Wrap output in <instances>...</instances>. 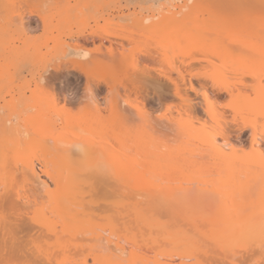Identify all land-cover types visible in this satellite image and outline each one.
<instances>
[{"label":"bare ground","instance_id":"obj_1","mask_svg":"<svg viewBox=\"0 0 264 264\" xmlns=\"http://www.w3.org/2000/svg\"><path fill=\"white\" fill-rule=\"evenodd\" d=\"M256 4L260 6V16L251 24L250 32L253 34H250L253 38L243 37L252 39V42L243 41L244 45H250H246L245 51L253 56L252 61L250 59L249 62L248 58L251 57L247 53L248 60L246 57L245 60L241 59L244 63L248 61L249 66L254 65L248 67L246 75L249 76L244 74L243 77L241 74V77L228 80L225 75H211V87L220 94L230 95L232 101L239 98L236 91L239 92L241 88H251L257 95L263 93L260 94L261 101L264 98V0H256ZM185 7L189 8L187 4L181 8ZM185 13L184 16L187 15ZM186 19L194 22L188 15ZM245 23L250 25L251 22ZM111 36L129 42V37L94 31L87 35L79 34L77 38L93 43L98 39L102 44L100 46L109 41L112 45L116 43L124 47V43L113 42ZM247 47L251 48L246 50ZM237 58L241 64L243 61ZM167 62V69L183 79L182 69L172 66L169 59ZM162 77L177 87L170 74H163ZM248 77L262 78L263 82L254 81L255 85L247 80ZM46 78L45 82H34V86L31 83L9 82L0 87V103L4 102V105H0V261L26 260L30 264H56L62 262V252L72 250L70 254L81 256V250L76 251L84 248L81 240L85 238L92 244L88 245L87 252L82 249L84 264L89 259L96 264H104L111 256L109 247L116 231L136 228L149 230L151 236L155 234L153 230H160L165 235L187 234L184 235L187 238L194 230L197 235L206 236L214 242L213 250L210 248L212 251L206 252L208 261L196 259V262L190 263L197 251L196 243L192 247L191 242H186L188 245L184 246L179 242L182 248H179V243L174 245L176 249L172 254L166 251L169 257L161 250L160 253H165V256H159L166 259L162 262L157 257L158 261L152 264H233V261L237 264H251L252 261L259 264L260 235L264 229V145H260L264 143V121L260 125L253 123L248 126L251 129L250 151L242 154L226 135V122L222 124L223 114L219 113L204 91L203 110L216 125L199 122L201 126H194L195 120L188 117L181 124V132L187 137L186 145L184 142L185 146L181 145L183 149H179L180 146L174 148L177 152L170 147L163 151L151 140L135 138L131 145L123 147L131 152L122 150L121 153L128 158V163H125L126 166L121 163L122 169L117 170L114 163H106L115 151V142L120 138L116 133V119L112 118L116 113L115 89L108 82L96 87L87 84V95L83 98L92 103L93 111L75 117L70 110L66 111L71 100L68 102L66 99L60 105L55 82H48ZM188 83V89L194 90L192 81ZM104 92L106 108L102 107L98 96ZM241 99L248 100V97ZM237 100L230 106L234 113L253 109L256 118L260 115L264 118V101L256 108L253 101L250 104ZM233 120L236 122V116ZM181 152L188 156L178 159ZM96 155L105 158L106 162L101 157L103 164L97 161L94 168L76 163ZM140 155L145 157L144 163L136 161L135 158ZM106 164L108 167H105ZM175 171L185 174V179L182 177L185 181L181 180L183 185L187 181L192 185L182 188L178 184L179 187H174L178 183ZM5 213L9 214L7 222L3 219ZM172 229L174 232L170 231ZM189 229L192 230L190 233ZM174 241L177 242L175 238ZM73 249H76V254H73ZM132 253L135 254L132 251L129 257ZM53 255L58 261L52 260ZM149 256L141 258L139 263L151 264L150 260L143 261ZM58 257H61V261ZM116 259H120V256ZM116 259L112 260L113 264L122 263V258L119 260L121 262ZM64 261L62 263L66 264L68 260Z\"/></svg>","mask_w":264,"mask_h":264},{"label":"rangeland","instance_id":"obj_2","mask_svg":"<svg viewBox=\"0 0 264 264\" xmlns=\"http://www.w3.org/2000/svg\"><path fill=\"white\" fill-rule=\"evenodd\" d=\"M185 4L188 5V9L181 8ZM184 9L189 14L185 13ZM184 13L194 22L187 20ZM258 16L260 6L256 4V0H0V87L9 82L31 83L34 86V82H45V78L50 77L46 79H49L48 82H55L56 92L61 99L60 105L64 104L66 99L68 102L70 99L71 104H67L66 111L70 110L73 116L81 117L93 111L92 103L83 98L87 84L96 87L97 84L104 85V82H108L115 89L113 100L116 113L112 118L116 119H114L116 133L120 138L115 142V151L107 162L100 155L76 162L80 166L87 164L84 166L86 168H94L97 161L103 164L100 161L102 157L106 163H114L115 168L117 165V170L122 169V164L128 163V158L121 155L122 150L125 153L131 152L124 150L123 147L131 145L135 138L151 140L161 146L163 151L168 150V147L178 149L180 146L179 149H183L181 145H184L187 137L185 138L186 135L181 132L183 131L181 124L188 117L191 116L193 121L195 120L194 123L198 121L196 125L193 123L194 126L200 125L199 122L210 126L215 124L203 110L204 91L208 93L219 113L223 114L222 124L226 122V135L231 143L237 146L242 154H247L250 151L251 136V129L248 126L253 123L260 125L264 118L260 114L256 118L253 109L242 110L236 114L230 106L238 99L237 101L241 103L253 101L258 108L259 103L264 101V98L261 101L263 93L257 95L251 88H241L239 92L236 91L239 98L232 101L230 95L220 94L211 87V75H225L228 80H233L235 76L241 77V74L244 77L249 68L254 66L253 64L249 66L248 61H245L246 63L243 61L245 57L246 59L251 57L248 58L250 62L253 57L249 51H245L247 44H243L250 39L243 37L253 38L250 28ZM246 21L251 22L250 25L247 24L248 27ZM93 31L129 37V42H126L127 38L123 42L122 38L111 36L113 42L124 43V47L116 43L112 45L109 41L100 46L101 41L98 39L93 43L83 42V39L77 38L79 34L87 35ZM250 48L247 47L246 50ZM245 53L250 56L247 57ZM237 56L240 60L243 58L241 64L240 61L237 62ZM168 59L172 66L176 65L182 69L183 79L167 69ZM163 74H170L177 82V87L162 77ZM262 78L264 80V75ZM262 78L257 80L248 77L247 80L255 84L258 81L263 82ZM189 80L194 84V90L188 89ZM104 93L98 96L102 107L106 108ZM242 97H248V100H242ZM0 105H4V102ZM106 114L105 111L104 115ZM234 116L236 122L233 120ZM262 143L261 146L264 145ZM40 153L39 150L38 154ZM182 153L178 154V159L188 156ZM144 158L140 155L135 159L144 163ZM102 166L103 169L108 167L107 164L105 167ZM174 174L177 175L173 176H176L178 182L174 187H179L178 184L180 187L188 184L190 186L191 183L187 180L184 185L181 182L185 181L183 177L185 174L176 171ZM175 179L173 178L174 181ZM143 231L136 228L116 231L117 234L111 238L113 241L109 247L111 256L107 261L110 260L108 262L113 264L112 260L120 256L123 264L129 262L137 264L141 258L150 255L143 261L150 260L152 264L158 261L157 257L162 254L161 250L171 253L176 249L174 245L177 243L180 242L184 246L188 245L186 242H191L192 247L195 243L197 247L195 257L189 261L191 263L207 260L206 252L210 253L214 247V242L206 236L197 235L194 230L190 233L191 229L188 230L190 233L188 238L185 237L187 234H184L185 236L183 233L180 234L182 237L165 235L160 230L152 231L155 233L153 238L151 233H148L149 230ZM170 231L174 232L173 229ZM174 238L177 242H173ZM81 241L84 245L82 249L87 252L92 243L85 238ZM170 242H173L172 245ZM180 243L179 248H182ZM169 246L175 248L170 249ZM82 249L79 248L77 251L73 249V254L81 250L79 253L81 256L70 254L72 250L66 252L69 255L62 252V262L64 258H68V261L65 260L67 262L64 261L66 264H84L85 258L82 256L85 254H81L84 251ZM132 251L135 254L132 253L134 256L129 257ZM168 253L166 257H169ZM55 256L53 261L57 260ZM58 258L61 261V257ZM164 259L166 258H163L162 262ZM107 261H104V264H109ZM86 264L96 263L89 259Z\"/></svg>","mask_w":264,"mask_h":264},{"label":"snow or ice","instance_id":"obj_3","mask_svg":"<svg viewBox=\"0 0 264 264\" xmlns=\"http://www.w3.org/2000/svg\"><path fill=\"white\" fill-rule=\"evenodd\" d=\"M85 95H87V89H85ZM15 213V206H13V214ZM8 213H5V215L3 216V219L5 220V222H7L8 220ZM260 251H261V260L259 262V264H264V229H262L261 231V235H260ZM0 264H30L29 261H0ZM233 264H237L236 261H233ZM239 264H245V262H239ZM251 264H256L255 261H252Z\"/></svg>","mask_w":264,"mask_h":264}]
</instances>
